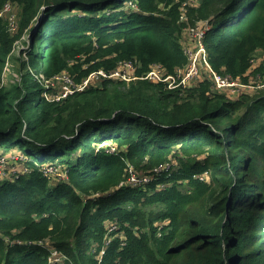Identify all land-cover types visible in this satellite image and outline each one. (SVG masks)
Wrapping results in <instances>:
<instances>
[{
  "label": "trees",
  "instance_id": "16d2710c",
  "mask_svg": "<svg viewBox=\"0 0 264 264\" xmlns=\"http://www.w3.org/2000/svg\"><path fill=\"white\" fill-rule=\"evenodd\" d=\"M8 2L20 13L14 35L0 18V152L25 156L30 173L0 183V264H50L51 247L64 264H264L263 90L234 99L207 75L174 89L140 79L155 64L184 69L183 28L208 23L213 70L264 82V63L251 68L264 0H0V10ZM28 34V60L13 57L21 81L3 84ZM128 61L133 83L101 77L60 101L34 76L81 84ZM46 165L66 180L50 182Z\"/></svg>",
  "mask_w": 264,
  "mask_h": 264
},
{
  "label": "built area",
  "instance_id": "2783aa9c",
  "mask_svg": "<svg viewBox=\"0 0 264 264\" xmlns=\"http://www.w3.org/2000/svg\"><path fill=\"white\" fill-rule=\"evenodd\" d=\"M127 8H132L137 10V5L134 3H129ZM0 18L3 19L6 24L8 31L11 34H16L19 29V20L17 15L14 12V5L12 3H6L3 5L2 9L0 10ZM184 20V17H182V21ZM186 21V20H185ZM184 21V22H185ZM195 28H187L186 30L191 33L192 38H194V43L189 48H185L184 52L187 55L189 62L187 66L184 69H176L178 72L174 73L173 75H166L165 71L162 66L155 65L153 68L145 73L143 77H140L142 80H149L152 79L158 80L159 83H167L168 88L174 89L178 88L179 86L187 85L188 83L197 81L203 76L207 75L211 82L213 83L215 89L217 91H225L233 90L234 95H240L243 93H248L250 89H263L264 88V82H262L261 85L258 84L256 87H252V83H243L240 77L233 78L230 75H222L216 71L213 70L211 65L208 61V51L204 44V37L206 35V32L210 28L208 23H197ZM26 35L21 40H18L14 43L13 49L9 56L7 57L6 64L4 71L2 73L1 79L3 81V84L7 83L9 79H12L13 83H20L21 77L18 75H14L12 73L14 69V63H13V57L19 56V46L23 39H25ZM27 59V53L26 58ZM264 61V59H263ZM264 63V62H262ZM204 67V70H202ZM136 69L137 65L134 62L128 61L121 63L117 69H115L111 73H103L104 71H99L92 73L90 77L85 79L81 84H76L75 80L69 75L67 72H63L59 75H56L50 79L46 78L42 74H34L35 79L38 81V83L44 87L47 92H44L42 96L47 99L48 101H60L64 98H66L68 95L73 94L76 91H81L84 88H86L92 78L98 76L99 74L103 76H99L98 78H105V79H121L125 82H132L139 77H136ZM29 71L33 73V70L29 68ZM157 73H161L163 75L158 76ZM11 75H14L11 76ZM11 76V78L9 77ZM232 88V89H229ZM20 160V157L17 159ZM14 160V161H17ZM13 162V161H12ZM11 161H9V157H0V175L3 174L5 171V168L10 166ZM49 173H57V177H60L59 172H55L54 168H51V170L48 171ZM15 172L14 174H16ZM63 175V174H61ZM65 175H63L64 177ZM14 175H10L7 178L12 179ZM4 179V178H0ZM13 180V179H12ZM145 183H149L150 179H143ZM130 184L133 186H137L141 184V181H136L135 178H133L130 181ZM115 230V227L113 228ZM111 239H108L107 242H110ZM105 253V248L101 251L99 260H101L102 256ZM66 260L65 255L58 252L57 250H53L52 256L50 258V263L52 264H63Z\"/></svg>",
  "mask_w": 264,
  "mask_h": 264
},
{
  "label": "rangeland",
  "instance_id": "374dc122",
  "mask_svg": "<svg viewBox=\"0 0 264 264\" xmlns=\"http://www.w3.org/2000/svg\"><path fill=\"white\" fill-rule=\"evenodd\" d=\"M191 2H194V1H191ZM191 4H192V7L195 5V3H191ZM131 11H133V10H131ZM14 12L17 15V17H19L20 8L18 6H14ZM75 13H78V11L76 10ZM183 17H184L183 23L187 22L188 17H189L187 10L183 11ZM194 26H196V25H194ZM194 26H192V25L185 26L183 28L184 30H182L183 32L179 36L180 37L179 38V43L184 49L185 48H189L194 43V38H192L191 33L186 30L187 28H190V27L195 28ZM29 42L30 41H29V34H28V35H26L25 39L22 40V42L20 43V46H19V51L20 52H19V56H17L18 57L17 59H21V63H22V60H28V58L27 59H25V58H26V53H27V49H28L27 47L29 45ZM21 56H23V59L21 58ZM263 59H264V53H261L260 51L254 53L253 61H252V67H251L253 71L255 69H257L258 65H260L262 62H264ZM155 65H158V64H155ZM155 65H153V66H155ZM14 66H16V68L20 67V61L14 62ZM158 66H160V65H158ZM201 68H203L202 70H204V67H201ZM176 72H178V71L176 70L175 73ZM12 73L14 75H18L19 74L17 72V69H15V67H14ZM103 73H106V72H103ZM157 74H158V76L163 75L161 73H157ZM14 75H11V76L14 77ZM11 76H9V77L11 78ZM99 76H103V75L99 74L98 76L92 78L91 82L96 80V79H98ZM259 79L260 78H259L258 74L254 75V74L251 73L250 76H249V82L248 83H252V87H256V86H258V84L259 85L262 84V81H260ZM9 80H11V79H9ZM132 83H133V81H132ZM151 83H155L156 84V83H159V81L157 79L156 80L152 79ZM127 84H130V82H127ZM229 89H232V88H229ZM259 90H263L261 92L264 95V88L263 89H259ZM259 90L250 89L248 91V93L250 95H253V96L255 95L256 96V94H258L257 91H259ZM225 91H228L232 96L234 95L233 90L226 89ZM237 96L238 95L233 96V98L237 97ZM234 99H236V98H234ZM35 100H38V95H35ZM103 146H106V145H103ZM103 146H101V147H103ZM6 156L9 157V161H11L12 164H10V166L5 168V171L3 172V174L0 175V178H4V179H0V183L5 181V180H12L14 177H17L20 174L25 175L26 173L27 174L30 173L29 167L27 165H25V159H26L25 156H23V155H21L19 153H14V151L10 152V153L9 152H5V151H1L0 152V157H6ZM19 157H20V160H17ZM14 160H17V161H14ZM51 168H54L55 172H59V174H60L59 176L60 177H57V175H58L57 173H49L48 171L51 170ZM15 172H17V173L14 174ZM43 172L50 179V182L58 183L60 181H65L66 180L65 177H63V175H61L62 174L61 168L57 167L56 165H54V166L46 165L44 170H43ZM10 175H14V177L12 179H8L7 177L10 176ZM47 243L50 244V242H47Z\"/></svg>",
  "mask_w": 264,
  "mask_h": 264
},
{
  "label": "clouds",
  "instance_id": "9594fccd",
  "mask_svg": "<svg viewBox=\"0 0 264 264\" xmlns=\"http://www.w3.org/2000/svg\"><path fill=\"white\" fill-rule=\"evenodd\" d=\"M127 6H128V4H127ZM127 6H126V8H127ZM127 9H129V10H135V9H132V8H127ZM137 10H138V7H137ZM47 243V242H46ZM53 250H57L56 248H54V247H51V248H49V251H50V256H49V262H50V258H51V256H52V252H53ZM58 252H60L59 250H57ZM60 253H62V252H60ZM63 254V253H62ZM64 255V254H63ZM66 257V256H65ZM65 262V261H64ZM50 264H52V263H50ZM64 264V263H63Z\"/></svg>",
  "mask_w": 264,
  "mask_h": 264
}]
</instances>
